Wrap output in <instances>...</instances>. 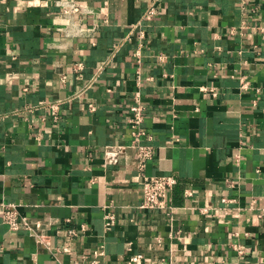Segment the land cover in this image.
<instances>
[{
	"label": "crops",
	"instance_id": "obj_1",
	"mask_svg": "<svg viewBox=\"0 0 264 264\" xmlns=\"http://www.w3.org/2000/svg\"><path fill=\"white\" fill-rule=\"evenodd\" d=\"M59 1L0 0V203L50 242L10 231L0 206V264H93L101 246L100 264H264V0ZM137 92L146 173L177 179L165 209L139 208L131 151L105 162L131 141Z\"/></svg>",
	"mask_w": 264,
	"mask_h": 264
},
{
	"label": "built area",
	"instance_id": "obj_2",
	"mask_svg": "<svg viewBox=\"0 0 264 264\" xmlns=\"http://www.w3.org/2000/svg\"><path fill=\"white\" fill-rule=\"evenodd\" d=\"M58 5L62 9L64 14H82L87 15L91 13V9L75 0H61ZM158 13L156 2L151 4L145 12V19L152 20ZM165 56H162V59ZM84 67L83 62H77L74 64V70L80 71ZM60 78L62 82L67 81V74L61 73ZM138 79H140V72H138ZM91 84L85 86V89L90 88ZM248 82L243 83V87H247ZM60 103L61 101L49 102L51 113L54 120L58 121L60 118ZM91 109H95L93 104H90ZM146 106L141 99L140 92H137L134 96V100L130 105V111L127 116V122L131 130V141L128 144H110L106 148V163H116L120 158L127 156L128 151L132 153L133 164L137 169V172L141 176V187H142V199L139 204L141 210H156L167 208V197L170 191L174 188L177 183V179L173 175L169 174H147L146 168L148 163L154 158L155 147L147 141L151 140V135L144 126L145 122ZM2 219L3 222L8 226L10 231H19L25 229L29 234L36 237L37 242L42 247H49L50 242L47 240V234L43 232V222L37 221L34 224L29 218L22 215L19 210V205L16 203L2 202ZM116 215L112 212H106L104 215V228L105 231H110L116 224ZM47 223L51 224L50 221ZM82 230H85V226H82ZM70 236L78 235V231L75 229L67 230ZM103 246L98 251H94L92 256L89 254L87 258L95 257L92 260L93 264H100L96 259V256L104 254ZM143 259L142 253L132 254L126 264H141ZM75 264H82L75 262Z\"/></svg>",
	"mask_w": 264,
	"mask_h": 264
}]
</instances>
